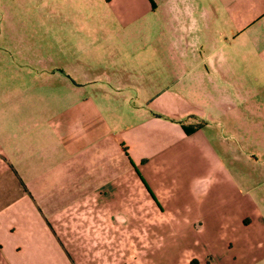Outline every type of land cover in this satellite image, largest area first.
<instances>
[{"label":"crops","instance_id":"crops-1","mask_svg":"<svg viewBox=\"0 0 264 264\" xmlns=\"http://www.w3.org/2000/svg\"><path fill=\"white\" fill-rule=\"evenodd\" d=\"M16 1L0 264H264V0Z\"/></svg>","mask_w":264,"mask_h":264},{"label":"rangeland","instance_id":"rangeland-1","mask_svg":"<svg viewBox=\"0 0 264 264\" xmlns=\"http://www.w3.org/2000/svg\"><path fill=\"white\" fill-rule=\"evenodd\" d=\"M0 33H4L5 25L9 23L8 15L11 12L12 18L11 20H16L18 21L20 18L19 14V7H18V2L16 0H10L7 2L6 0V5L9 8L8 11L4 12V9L2 8V5L4 3V0H0ZM18 18V19H17Z\"/></svg>","mask_w":264,"mask_h":264},{"label":"trees","instance_id":"trees-1","mask_svg":"<svg viewBox=\"0 0 264 264\" xmlns=\"http://www.w3.org/2000/svg\"><path fill=\"white\" fill-rule=\"evenodd\" d=\"M187 133H191L192 131L191 130H186Z\"/></svg>","mask_w":264,"mask_h":264}]
</instances>
